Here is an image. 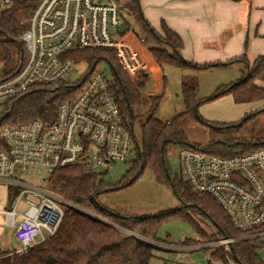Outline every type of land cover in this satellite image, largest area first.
<instances>
[{"label":"trees","instance_id":"trees-1","mask_svg":"<svg viewBox=\"0 0 264 264\" xmlns=\"http://www.w3.org/2000/svg\"><path fill=\"white\" fill-rule=\"evenodd\" d=\"M123 1L130 8L129 21L133 24L136 34L144 37L157 63L187 71L181 83L185 110L170 120H160L156 113L162 94L143 97L140 87L145 82L144 70L140 71L135 79L128 76L118 59V54L112 49L76 48L67 51L65 56L73 58L77 63L87 62L91 67H95L99 61L107 60L110 64L114 78L113 89L122 116L133 134L134 163L124 178L114 186L104 181L101 177L103 172H92L82 165L59 168L48 174L47 182L52 190L110 222L80 209L68 207L56 234L23 254L4 251L1 253V264H149L154 245L124 229L160 240L158 230L171 218L191 222L200 236L180 240V245L205 244L243 234L234 228L213 197L194 191L183 174H174L171 171L168 152L170 144L173 143L181 148L191 146L210 154L229 156L253 151L264 144V139L250 142L238 138L239 134L245 132L247 121L259 110L246 115L238 122L217 123L206 120L199 112L204 101L225 94H231L236 103L262 101L264 104V55L258 56L253 63H250L245 54L226 62L197 63L186 60L180 51L183 40L176 31L162 20L161 34L144 15L139 0ZM26 3L16 1L11 8L0 13V57L8 68H14L21 58H25L20 35L27 24L20 23V19L32 13ZM234 62L244 63L241 77L235 82L220 85L215 94L206 100L199 99V72L213 67H225ZM77 88L68 81L34 84L29 91L6 103L4 112L0 114V128L2 125H16L34 117L42 118L46 123L52 122L60 103L74 94ZM135 106L145 108L136 113ZM195 122L206 123L211 127L212 139L206 146L188 141L186 130ZM146 169L152 170L158 181L172 186L181 201L178 208L147 216L122 215L98 200L103 191L134 183ZM8 191L10 199L14 198L15 189L8 187ZM193 213H200L208 218L215 230L207 232L202 229L194 220ZM209 248L213 249L211 257L224 263L233 261L236 264H264L261 256L264 241L259 236L203 247Z\"/></svg>","mask_w":264,"mask_h":264},{"label":"built area","instance_id":"built-area-1","mask_svg":"<svg viewBox=\"0 0 264 264\" xmlns=\"http://www.w3.org/2000/svg\"><path fill=\"white\" fill-rule=\"evenodd\" d=\"M16 1L27 2L32 13L20 19L27 24L20 35L25 58L8 68L0 57V114L8 101L34 84L71 82L67 75L77 64L65 56L71 49H112L132 78L144 70L124 38L136 32L123 0H0V13ZM138 39L145 43L144 37ZM71 83L77 91L60 103L52 122L34 117L0 128V181L15 189L9 207L0 210L1 226L20 243L8 249L10 254L26 253L56 234L68 207L88 212L23 174L35 167L50 174L71 165L104 172L133 152V134L122 116L114 79L90 65L80 81ZM179 157L193 190L213 197L234 228L243 232L207 246L264 236V144L229 156L187 146Z\"/></svg>","mask_w":264,"mask_h":264},{"label":"rangeland","instance_id":"rangeland-1","mask_svg":"<svg viewBox=\"0 0 264 264\" xmlns=\"http://www.w3.org/2000/svg\"><path fill=\"white\" fill-rule=\"evenodd\" d=\"M139 1L141 8L143 9L142 0ZM129 36L132 38L134 33L129 32L124 38H128ZM142 45L145 49L148 48L146 43H143ZM138 55H140V52H138ZM249 61L250 63H253L252 60ZM223 62L225 61L223 60ZM89 67L90 64L87 62H78L77 64H74L72 70L67 75V79L75 83L80 81ZM243 67V62H234L225 67H213L200 71L198 74V98L206 100L215 94L220 85L237 81L242 75ZM96 69L103 71L110 80L114 79L112 69L107 60L99 61L96 65ZM125 72L130 76L126 70ZM144 72L147 73L148 76H146V78L144 76L143 79L145 82L140 87V92L143 97L162 94L160 106L156 113V116L160 120H170L175 115L185 110L181 83L183 77L187 74L186 70L172 65L164 64L161 66L158 63L155 64V62H150L145 65ZM138 73L133 79L137 78ZM144 108L145 107L143 106H135V112L139 113L143 111ZM263 108L264 104L262 101L236 103L231 94H225L221 97L204 101L200 105L199 112L206 120L217 123L238 122L246 115L259 110L256 115L247 121L245 132L238 135V138L240 139L256 142L264 139ZM186 134L189 142L200 146H206L212 139L211 127L206 123H192L188 126ZM180 149L181 147L173 143L169 146V166L174 174H183L179 157ZM134 157L135 156L131 154L127 160L117 161L108 170L104 171L101 177L105 182L113 186L118 184L124 178L125 174L132 168ZM23 175L24 178L31 182H35L45 187L50 186L47 183L48 173H46V170L42 167L32 168ZM98 200L103 205L114 209L122 215L147 216L161 214L174 208H178L181 205V201L174 193L172 186L169 183L158 181L154 172L150 169H146L139 178L130 185L119 189H111L101 192L98 196ZM9 203L10 196L8 184L0 181V210L8 208ZM86 210L92 215L110 222L108 219L99 216L95 212L88 209ZM193 217L205 231L212 232L215 230L213 223L204 215L193 213ZM3 218L4 215L0 213V226L3 223ZM118 227L122 228L121 226ZM124 230L154 245L153 256L151 257L149 264H210V262L211 264H236L233 261L224 263L212 258L210 253L213 249H203V247L207 246L206 243H192L181 245V249L176 248L175 245H180L178 244V241L180 240L188 237H200L192 223L181 218H171L160 226L158 230V236L161 237L160 240H154L127 229ZM8 233L9 232L4 230L3 226H1L0 254L4 251H8L10 247L14 248L20 244L15 238L10 237ZM262 238L264 241V236H262ZM261 256L264 260V248L261 251Z\"/></svg>","mask_w":264,"mask_h":264},{"label":"crops","instance_id":"crops-1","mask_svg":"<svg viewBox=\"0 0 264 264\" xmlns=\"http://www.w3.org/2000/svg\"><path fill=\"white\" fill-rule=\"evenodd\" d=\"M142 3L144 15L161 34L164 20L180 35L183 40L180 51L186 60L226 62L245 54L254 61L264 55V0H142ZM131 36L125 38L130 53L145 65L157 64L149 49L139 42L138 35Z\"/></svg>","mask_w":264,"mask_h":264},{"label":"water","instance_id":"water-1","mask_svg":"<svg viewBox=\"0 0 264 264\" xmlns=\"http://www.w3.org/2000/svg\"><path fill=\"white\" fill-rule=\"evenodd\" d=\"M125 27H126L125 24H122L121 25V30L124 31L125 30Z\"/></svg>","mask_w":264,"mask_h":264}]
</instances>
